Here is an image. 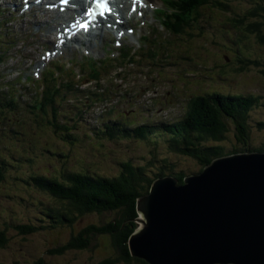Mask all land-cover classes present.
I'll return each mask as SVG.
<instances>
[{
	"label": "trees",
	"instance_id": "1",
	"mask_svg": "<svg viewBox=\"0 0 264 264\" xmlns=\"http://www.w3.org/2000/svg\"><path fill=\"white\" fill-rule=\"evenodd\" d=\"M207 1L209 2L206 4L211 3V5L218 6L217 4L221 0H185V3L188 4V12H185L181 17V21L177 23L180 33L190 26H193L194 29L198 28L201 32L200 28L204 22L211 25V21L198 20V13H196L198 5ZM233 1L227 0V3L221 4L222 10L226 13L224 18L227 19L226 23H219L222 32L227 33V28L231 31L237 30L235 31L236 35L239 33L246 39L248 37L251 44L255 41L260 46L264 45V0H242L243 2L240 3ZM222 22H225L224 19ZM205 41L209 44L218 45L209 38H206ZM224 44L226 45H222L221 49L224 56L228 58V53H230L234 58L229 56V60H225L224 65L217 66L219 71L210 75L211 80L215 77L216 82L214 84L217 83L224 87L228 86L232 80L236 81L234 78H229L227 72L230 68H235L237 64H240L239 70L253 65L264 73V58L255 57L256 53L251 51L249 58L253 60L246 58L245 55H240V52L242 54L245 52L242 44L250 46L247 40L243 42L236 38ZM259 45L255 46L254 49H260ZM217 50L220 52V48H217ZM240 56L243 57L240 59ZM245 93L240 91L226 92L225 90H199L195 99H188V101L193 100L194 103L184 113L186 118L183 117L184 119H179L178 122L140 125L131 131L129 126L118 121L117 118H109L110 123L105 124L104 129L94 132V134L100 136L96 138H103V135L110 138L120 135H134L140 138L163 135L169 141L167 146L172 154L185 155L194 159L197 168L201 165V168L195 172L199 173L202 167L209 164L214 158L228 154L221 144L208 146L206 141L212 139L219 142L222 140L229 131L228 121L240 122L244 120L247 110H250V107L255 103H259L260 96L258 94L250 91H245ZM29 110V112L24 111L25 116H28V113L34 115V108L29 107ZM45 110L46 108L42 107L39 114H46ZM116 111L117 109L113 112L111 108L110 113L115 114ZM43 120L50 124L46 115ZM52 125L54 131H63L58 135L62 139L72 142L76 138L73 131H70V126L63 123L58 125L54 121H52ZM236 128L235 138L237 144L233 148V152L250 150L264 152V143L254 146L250 144L248 129L241 128V126ZM41 129H44V127ZM238 144H242V147H239ZM30 148L32 151H37L33 146H30ZM42 150L47 154L51 153L60 157L66 156L65 153L55 150L48 144ZM154 160L151 159L146 164L138 165H135L131 159L126 160L119 164L120 170L113 175L93 173L86 169L76 172L63 170L60 173L63 176L59 177L58 180L56 178H54L55 180L46 178L36 181V178H33L37 188L32 183H29L28 186L32 189V197L35 196L34 191L44 196L46 202L45 214L41 213V216L45 218L39 221L42 222V225L33 223L30 217L28 223H26L23 218L11 210V207L5 206V215L2 216V213H0V220H2L0 221L2 222V227H0V264H50V259H57L59 263H62L60 259L63 258L70 264L78 263L81 257H86L92 251H95L100 244H104L106 254L101 255L94 264H147L146 261L130 254L127 242L132 232L137 228V199L148 193L152 182L157 177L168 174L176 178L179 183H182L186 175L179 169L175 170L173 164H170L172 162H167V159L163 158L160 160V166L150 170L151 166L149 165L153 164ZM0 199L3 204L10 201L12 204L16 202L18 206L22 205L17 193L0 192ZM24 209L27 211L29 207L27 208L24 205ZM87 213H99L101 216L103 214L108 216L109 213H112V216L99 224H86L69 236L66 241L62 243L55 242L44 252L30 255V259L21 260L19 256L20 251L29 250V246L27 248L22 247L12 254H7L13 245H26L27 238L33 239L35 235H50L54 231L72 230L74 228L73 224Z\"/></svg>",
	"mask_w": 264,
	"mask_h": 264
},
{
	"label": "rangeland",
	"instance_id": "2",
	"mask_svg": "<svg viewBox=\"0 0 264 264\" xmlns=\"http://www.w3.org/2000/svg\"><path fill=\"white\" fill-rule=\"evenodd\" d=\"M181 11L182 10L178 13ZM223 13L207 7L198 9V20L211 21V25H208L206 22L202 23V27L200 28L201 32L198 28L194 29L193 26H190L186 27L182 33H178L177 35L170 37L169 31L173 27L172 23L170 22L169 24H166L164 28L161 25L159 27L160 31L168 39H165L162 35V37L156 39V41L165 40L163 49L158 52L159 56L154 57L153 60L151 58H147L146 56H142L138 64L126 69V72L121 73V78L117 80L118 84L123 82L119 96L127 97V101H131L132 99L134 105L137 106L143 103V100L154 99V101H159L160 95H166L168 97V102H166V104L160 109L161 113H156L155 117H151L153 115L151 113L147 115L151 121L156 119V123H160V118H166V121H175L184 117L183 114L187 109H190L194 103L193 100L188 101V99H195V97L198 96L197 92L199 90L208 89L220 91L225 90L226 92H253L260 96V101L258 104L255 103L251 106L250 110H247L246 118H243L244 120L240 122L228 121L229 131L224 135L223 139L219 142H215L212 139L207 140L206 145L217 146V143H219L228 152L227 155L260 152L250 150L236 153L233 152V148H235L237 144L235 138L236 127L240 126L241 128L243 127L249 130V142L252 146L264 143V73L261 69L253 65H250L248 68L243 70H239L238 68L240 67V64H237L235 68L232 67L227 72L229 78H234L236 81L232 80L229 82L228 86L224 87L217 83L214 84L216 82L215 77L211 80L210 75L219 71L217 66L224 65L225 60H229V56L234 58L230 53H228V58L224 56V52L221 50L222 44L219 43H229L236 38H239L243 42L247 40L250 46H244L242 44V48L245 52L244 54L240 52V55H245L248 59H250V51L256 53L255 57L264 58V45L260 46L255 41L251 44L248 37L246 39L239 33L236 35L235 31L237 30L231 31V29L227 28V33L222 32V28L217 22L219 21L218 17ZM224 21L225 22L221 21L222 24L226 23L227 19L224 18ZM223 28L225 29L226 27ZM137 32L141 36L144 34L142 30H137ZM206 38H209L214 43H218V45L207 43L205 41ZM257 45H259L260 49L255 50L254 47ZM217 48H220V52H218ZM242 57L243 56H240V59ZM22 58L25 60L24 56H22ZM148 61H152L150 62L152 63V67L146 65V62ZM135 90L138 94L132 95L131 91ZM169 90L170 92H168ZM149 106L152 107L151 105ZM120 112L122 111L120 110ZM125 112L129 114L130 110ZM66 117L69 118L70 115L66 114ZM86 119L87 121L85 123L92 128L95 124L101 123L95 120V116L91 112L88 113ZM83 131L84 130H81L78 133L75 131L74 133L78 136V134H82ZM145 139L146 140L142 138V141H131L135 139L126 137L125 139H122V141L102 140L100 142H98V139H91V142L79 139L77 146H73L71 149L68 147L59 149V151L66 154L65 157L55 156L51 153L44 154V159H42V161L37 159L31 166L35 170H41L44 168V173L49 175L57 174L63 168L69 169L70 171L88 169L89 172L93 173L113 175L119 171L120 162L126 160L127 158H130L135 164H146L149 160L155 159L154 165L156 164V166H160V160L163 158L167 159V162H172L170 164H173V168L175 170H181L186 174L185 176L192 175L197 172V169L201 168V165L197 168V163H195V160L192 158L185 155L172 154L169 150L170 148L167 146L168 141L165 140L163 135L155 136V138L145 137ZM52 140L53 139L51 138L48 139L50 142ZM238 146L242 147V144H238ZM207 165L208 164L205 166ZM204 167H202L200 171H202ZM26 168H24L23 171H25ZM153 168L154 167L149 169L152 170ZM165 176L171 175L166 174L161 177ZM26 178H28V174L24 173H22L21 179L14 178V180L17 181H14L16 183L9 186L10 190L16 193H22L21 195L25 197L27 201H30L29 203L27 202V204L30 205L31 208L28 209L26 216L30 217L33 223L42 225V222H39L41 221L39 213L41 211L45 214L46 202L44 196L37 195V197L35 196V199H32L29 195L25 194L27 192L16 186L20 184V181L26 180ZM158 178H155L154 180ZM6 179L11 180L8 179V177ZM32 202L34 205H32ZM0 213H2V216L6 213L5 206L3 205L1 199ZM110 216H112V213H109L108 216H105V214L101 216L99 213H87L82 215L78 222L73 224L74 230L65 229L64 231L61 230L59 232L54 231L50 235H35L33 239L27 238L26 245H13L10 248L11 252L8 251L7 254H12L22 247L27 248L29 246V250H21L19 256L21 260L30 259V255H37L38 253L44 252L55 242L62 243L63 241H66L69 236L86 224H99L101 221H105ZM6 219L8 218L6 217ZM0 227H2V222H0ZM98 246L99 247H96L95 251H92L86 257H81V260L78 263L74 262L72 264H94L98 258L101 257V255L103 256L106 254L104 244H100ZM60 260L62 263H59L57 259H50V264H70L68 261L64 260V258Z\"/></svg>",
	"mask_w": 264,
	"mask_h": 264
},
{
	"label": "water",
	"instance_id": "3",
	"mask_svg": "<svg viewBox=\"0 0 264 264\" xmlns=\"http://www.w3.org/2000/svg\"><path fill=\"white\" fill-rule=\"evenodd\" d=\"M130 254L147 264H264V152L212 160L137 199Z\"/></svg>",
	"mask_w": 264,
	"mask_h": 264
},
{
	"label": "bare ground",
	"instance_id": "4",
	"mask_svg": "<svg viewBox=\"0 0 264 264\" xmlns=\"http://www.w3.org/2000/svg\"><path fill=\"white\" fill-rule=\"evenodd\" d=\"M77 1L79 2L80 0H77ZM6 3H7L6 0H0V9H2V8L4 9V7H5L4 5H5ZM6 5H7V4H6ZM70 13H71L70 11H67V12L64 13V14H60V13H57V12H56V13H53V14L51 15V16H52V17H51V20H49L48 22L43 21V20H40V19H37V20H36V24L38 25V28H41V27H47V26H50V25L52 24V23H51L52 21L57 20L59 16H62V15H63V16H64V17H63V19H64L63 21H65V20L67 19V17H69ZM44 14L47 15L46 12H44ZM48 18H50V16H49ZM48 18H47V19H48ZM49 34H50V33H49ZM49 36H51V35H49ZM91 36H93V35H91ZM91 36H89V41H88V43H84V42H83V43L89 45L90 42H91V38H90ZM75 38H76L77 40L79 39V37H77V36H76ZM164 133H165V132H164ZM165 134H166V133H165Z\"/></svg>",
	"mask_w": 264,
	"mask_h": 264
},
{
	"label": "snow or ice",
	"instance_id": "5",
	"mask_svg": "<svg viewBox=\"0 0 264 264\" xmlns=\"http://www.w3.org/2000/svg\"><path fill=\"white\" fill-rule=\"evenodd\" d=\"M62 2H66V0H62Z\"/></svg>",
	"mask_w": 264,
	"mask_h": 264
}]
</instances>
